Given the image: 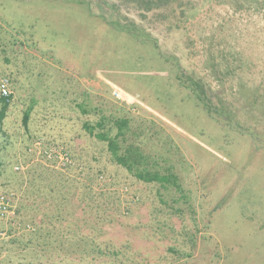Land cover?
Here are the masks:
<instances>
[{
  "label": "rangeland",
  "instance_id": "rangeland-1",
  "mask_svg": "<svg viewBox=\"0 0 264 264\" xmlns=\"http://www.w3.org/2000/svg\"><path fill=\"white\" fill-rule=\"evenodd\" d=\"M0 76V264H264V0H0Z\"/></svg>",
  "mask_w": 264,
  "mask_h": 264
},
{
  "label": "trees",
  "instance_id": "trees-1",
  "mask_svg": "<svg viewBox=\"0 0 264 264\" xmlns=\"http://www.w3.org/2000/svg\"><path fill=\"white\" fill-rule=\"evenodd\" d=\"M139 1V0H138ZM141 1V0H140ZM112 25L116 28L119 29H128L126 27V25H123L120 23V21L118 19H113L112 21ZM177 79L179 80L180 84L183 85L185 88L189 89L192 94L195 96L196 100L202 105L203 109L206 110V112L208 114H215L217 113V108L211 103L208 95H207V91L205 88V85L202 83V81H199L197 79H194L193 77L189 76V75H185L184 73H181L180 75H178ZM1 101H3V105L0 109V119L3 118L5 110H6V106L7 103L5 102V99L0 98ZM27 119H28V113L26 112L23 115V119L22 122L24 125H26L27 123ZM98 126H103L100 122H97ZM86 128H89V126H86ZM91 129V128H90ZM90 134L98 137L101 140H104L107 142L108 148L113 156V159L115 161H118L119 163H122L123 160L121 159L122 156L118 154V150H119V146H118V135H109L106 134L102 131V129H100L99 132L94 133L92 130L89 132ZM124 165H126L124 163ZM127 168L129 170H132L131 165H127ZM141 177L142 175H138V177ZM146 180H156V181H164L167 178L164 175H159L157 173H155L152 176H147L145 177Z\"/></svg>",
  "mask_w": 264,
  "mask_h": 264
},
{
  "label": "built area",
  "instance_id": "built-area-1",
  "mask_svg": "<svg viewBox=\"0 0 264 264\" xmlns=\"http://www.w3.org/2000/svg\"><path fill=\"white\" fill-rule=\"evenodd\" d=\"M113 95L115 97H119V93L114 90ZM10 95V90H9V83H8V79L6 77L0 76V96L3 98H8ZM45 153L47 154L48 157L51 156V152L45 151ZM56 158L59 159V162L64 164L67 160L68 157L67 155L64 153L62 154H56L55 155ZM8 212V201L6 199V197L4 195H0V219L3 218Z\"/></svg>",
  "mask_w": 264,
  "mask_h": 264
},
{
  "label": "crops",
  "instance_id": "crops-1",
  "mask_svg": "<svg viewBox=\"0 0 264 264\" xmlns=\"http://www.w3.org/2000/svg\"><path fill=\"white\" fill-rule=\"evenodd\" d=\"M18 70H19V69H18ZM35 70H37V69L32 68V73H33V75H34L33 77H35V73H34ZM15 73H18L17 70L15 71V70L8 69V70L6 71V73H5V75H7V76L10 75L12 79H15V78H14V74H15ZM36 74H39V71H36ZM27 75H28V74H27ZM16 81L19 83L18 80H16ZM19 84H20V83H19ZM34 84H35V83H34Z\"/></svg>",
  "mask_w": 264,
  "mask_h": 264
}]
</instances>
